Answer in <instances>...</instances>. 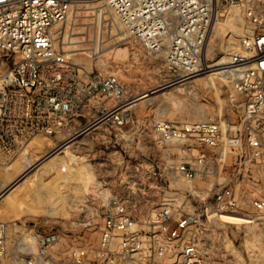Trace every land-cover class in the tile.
<instances>
[{"label": "built area", "instance_id": "1", "mask_svg": "<svg viewBox=\"0 0 264 264\" xmlns=\"http://www.w3.org/2000/svg\"><path fill=\"white\" fill-rule=\"evenodd\" d=\"M106 2L146 57L163 59L178 81L203 76L212 25L241 14L251 32L224 66L231 79L227 102L238 121L221 114L216 121L155 123L161 142L180 149L175 173L187 184V196H204L203 205L140 216L130 202L115 198L97 245L72 248L65 256L57 252L59 236L14 222L22 249L31 256L21 263L212 264L204 217L239 218L236 224L264 236V0ZM74 3L0 0V54L12 61L0 75L1 170L34 157L56 154L61 159L78 128L124 132L132 122L138 97L120 76L90 72L74 53L56 45L54 28L69 18ZM42 164L29 167L9 191L30 186L27 180L43 182ZM9 229L8 222L0 221V264L8 258Z\"/></svg>", "mask_w": 264, "mask_h": 264}, {"label": "rangeland", "instance_id": "2", "mask_svg": "<svg viewBox=\"0 0 264 264\" xmlns=\"http://www.w3.org/2000/svg\"><path fill=\"white\" fill-rule=\"evenodd\" d=\"M54 33L57 47L74 53L86 70L117 73L134 96L154 92L174 80L163 59L146 57L105 0H75L69 18L57 25ZM249 33L250 26L239 13L217 20L205 65L227 62L231 50ZM11 64L0 54V75ZM230 81L226 70L225 77H198L154 93L131 109L132 122L124 132L107 126L86 132L78 128L60 164L44 168V182H28L30 186L17 188L10 199L0 203V221L10 225L6 264L31 259L22 249L14 222L44 235L59 236L57 252L65 256L72 248L97 245L105 212L115 198L130 202L140 216H150L160 208L184 207L188 212L203 205L204 196H187V184L175 173L182 160L180 149L161 142L155 123L216 121L221 114L237 122L238 115L227 102ZM191 82L192 89L178 92ZM167 93L173 94V102ZM18 163L12 170L0 169V187H6L9 174L18 173ZM204 224L212 264H264L261 232L219 217L209 221L204 217Z\"/></svg>", "mask_w": 264, "mask_h": 264}, {"label": "bare ground", "instance_id": "3", "mask_svg": "<svg viewBox=\"0 0 264 264\" xmlns=\"http://www.w3.org/2000/svg\"><path fill=\"white\" fill-rule=\"evenodd\" d=\"M106 1V0H105ZM214 26H215V24H213L212 25V29H211V31H210V34H209V38H208V45H209V40H210V37H211V33L213 32V28H214ZM233 31V30H232ZM251 32V31H250ZM66 52V51H65ZM226 64V62H224V61H222V62H220L219 64H217V65H214V66H208V65H205L204 64V73H203V76L202 77H204L205 76V78L206 77H209V76H211V75H214L215 74V76L217 75V76H222V77H225L226 76V67H224V65ZM196 78H198V77H196ZM187 80H190V79H188V78H186V79H183V80H177V79H175V80H171V81H169V82H171V83H166V84H164V85H162L159 89H157V90H155L154 92H149V93H146V94H143V95H141V96H138V99L136 100L137 102L135 103V104H133L132 105V107H135V106H137V104L139 103H141V102H143L144 101V99H146L147 97L149 98L151 95H153L154 93H157V92H160V91H162V90H165L166 88H169V87H172V86H176V85H179V84H181V83H183V82H185V81H187ZM193 85H194V82H191V83H188L187 85H186V88H184V89H182V90H178V92H184V91H187V90H190V89H192L193 88ZM167 95V99L169 98V100H171V102H173L174 101V96H173V94L172 93H167L166 94ZM135 97H137V96H135ZM152 97V96H151ZM34 158H36L35 159V162L33 161V158L31 159V160H26V161H17V162H19L18 163V166H19V171H18V173L16 174V173H14L13 172V174L11 173V174H9L7 177H6V183H7V185H6V187H4L3 188V186H1L0 187V203L2 202V201H4V200H8V199H10L11 198V196H12V194H13V192L12 191H9L12 187H14L15 186V182L17 181V180H19V178H20V176H22V175H24V173H25V171L29 168V167H31V166H33L34 164H38V165H40L42 162H43V167L39 170V173H41L42 172V170L44 171V168H46V166H48V165H55V168H56V165H59L60 163V158L56 155V154H53V155H49L47 158H45V160H41L40 158H38V157H34ZM16 163V162H15ZM14 163V164H15ZM13 164V165H14ZM13 165L11 166V167H9L8 169L9 170H12V167H13ZM52 165V166H53ZM51 166V167H52ZM50 167V169L52 170V168ZM57 168H58V166H57ZM48 169V168H47ZM46 171V170H45ZM16 175H17V177H16ZM37 180V179H36ZM36 180H33V181H36ZM43 180V179H42ZM28 182H33L32 180H27ZM26 181V182H27ZM38 181V180H37ZM44 182V181H43ZM39 187V186H38ZM221 219H224V221H226V222H230V223H239L240 222V219L239 218H234V217H232V216H227V215H223V216H221L220 217ZM24 250H26V249H24Z\"/></svg>", "mask_w": 264, "mask_h": 264}, {"label": "crops", "instance_id": "4", "mask_svg": "<svg viewBox=\"0 0 264 264\" xmlns=\"http://www.w3.org/2000/svg\"><path fill=\"white\" fill-rule=\"evenodd\" d=\"M35 184V183H34Z\"/></svg>", "mask_w": 264, "mask_h": 264}]
</instances>
